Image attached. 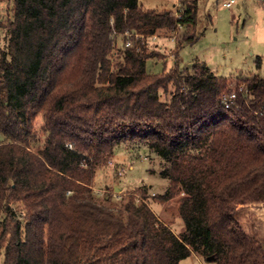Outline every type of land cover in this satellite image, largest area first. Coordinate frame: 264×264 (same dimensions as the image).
Segmentation results:
<instances>
[{
	"label": "trees",
	"instance_id": "1",
	"mask_svg": "<svg viewBox=\"0 0 264 264\" xmlns=\"http://www.w3.org/2000/svg\"><path fill=\"white\" fill-rule=\"evenodd\" d=\"M198 10L199 0L163 10L14 0L0 13V264H179L192 254L264 264L263 242L236 215L264 203V76L232 80L199 60L148 70L162 57L148 38L181 26L179 46L195 42ZM138 139L169 179L153 198L180 194V233L146 186L141 201L94 190L117 145Z\"/></svg>",
	"mask_w": 264,
	"mask_h": 264
},
{
	"label": "rangeland",
	"instance_id": "2",
	"mask_svg": "<svg viewBox=\"0 0 264 264\" xmlns=\"http://www.w3.org/2000/svg\"><path fill=\"white\" fill-rule=\"evenodd\" d=\"M223 1L199 0L197 30L200 36L193 43L179 46L178 39L186 30L181 26L174 32L162 29L150 36L148 45L158 49L162 57L149 59L148 70L160 73L176 62L183 68L199 60L204 61L215 74L232 80L251 75L264 76V0H236L231 7L223 6ZM178 2L140 0L145 8L157 10L175 9ZM13 5L14 0H0V13L5 14L6 9ZM41 124L39 115L35 119L39 138L42 137ZM161 165V157L150 149L146 141L138 139L131 144H119L110 162L98 169L94 190L101 196L110 194L115 199L138 191V201H141L142 192L138 189L146 186V199L157 215L180 233L184 222L174 208L180 194L162 203L153 198L155 193H163L169 184V179L160 174ZM236 215L242 225L264 244V203L241 205ZM179 264L214 263L192 254Z\"/></svg>",
	"mask_w": 264,
	"mask_h": 264
},
{
	"label": "built area",
	"instance_id": "3",
	"mask_svg": "<svg viewBox=\"0 0 264 264\" xmlns=\"http://www.w3.org/2000/svg\"><path fill=\"white\" fill-rule=\"evenodd\" d=\"M236 3V0H224L223 1V6L225 7H231L233 6L234 4ZM127 45H131L132 44V41L131 40H128ZM236 98V92H232L228 95H226L224 98H223V103L226 105V106H229L230 102Z\"/></svg>",
	"mask_w": 264,
	"mask_h": 264
},
{
	"label": "crops",
	"instance_id": "4",
	"mask_svg": "<svg viewBox=\"0 0 264 264\" xmlns=\"http://www.w3.org/2000/svg\"><path fill=\"white\" fill-rule=\"evenodd\" d=\"M178 4V3H177ZM177 4H176V6H177ZM1 8V7H0Z\"/></svg>",
	"mask_w": 264,
	"mask_h": 264
}]
</instances>
